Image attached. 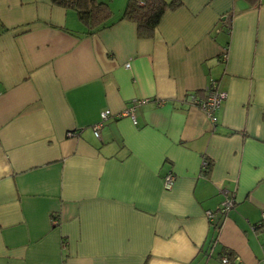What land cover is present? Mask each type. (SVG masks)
<instances>
[{"label": "crops", "instance_id": "1", "mask_svg": "<svg viewBox=\"0 0 264 264\" xmlns=\"http://www.w3.org/2000/svg\"><path fill=\"white\" fill-rule=\"evenodd\" d=\"M99 1L87 33L0 0V264H264V0H179L150 37Z\"/></svg>", "mask_w": 264, "mask_h": 264}, {"label": "trees", "instance_id": "2", "mask_svg": "<svg viewBox=\"0 0 264 264\" xmlns=\"http://www.w3.org/2000/svg\"><path fill=\"white\" fill-rule=\"evenodd\" d=\"M52 3L72 8L85 26L87 33L103 29L114 23L110 5L99 0H51ZM181 4L179 0H127L118 19L136 23L139 37H150L165 10ZM207 162V166H208ZM228 255V256H227ZM230 260L231 253H227Z\"/></svg>", "mask_w": 264, "mask_h": 264}, {"label": "built area", "instance_id": "3", "mask_svg": "<svg viewBox=\"0 0 264 264\" xmlns=\"http://www.w3.org/2000/svg\"><path fill=\"white\" fill-rule=\"evenodd\" d=\"M125 66H129V62H126ZM206 96L204 98H195L192 97V100L194 103L205 113V115L211 120V122L216 121V110L221 104V101L225 98L226 92L225 91H220L217 89L215 86V83L212 82L207 88H206ZM125 115H129L132 120L135 122V117H134V108L130 107L122 112ZM109 115V109H103L100 112V121L96 122L92 125L93 127V132L96 136H98V128L100 127L101 121L105 120ZM207 165V161H203V167ZM173 182V174L171 172H167L164 174L162 183L163 187L165 189H169L172 186ZM232 205V198H227L218 208L217 210H206L205 214L207 218L212 219L214 217V214L216 211L220 212H226ZM260 226L264 227V210L261 211V221L259 223ZM221 262L223 264H228L229 260L227 256H223L221 258Z\"/></svg>", "mask_w": 264, "mask_h": 264}, {"label": "rangeland", "instance_id": "4", "mask_svg": "<svg viewBox=\"0 0 264 264\" xmlns=\"http://www.w3.org/2000/svg\"><path fill=\"white\" fill-rule=\"evenodd\" d=\"M112 11H113V16H115L117 14L116 8H114Z\"/></svg>", "mask_w": 264, "mask_h": 264}]
</instances>
